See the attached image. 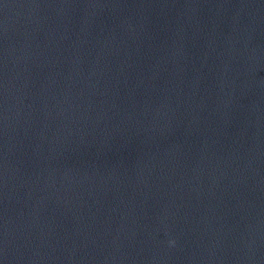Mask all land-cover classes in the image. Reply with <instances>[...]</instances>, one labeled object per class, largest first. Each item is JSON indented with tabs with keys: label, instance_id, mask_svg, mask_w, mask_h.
<instances>
[{
	"label": "water",
	"instance_id": "obj_1",
	"mask_svg": "<svg viewBox=\"0 0 264 264\" xmlns=\"http://www.w3.org/2000/svg\"><path fill=\"white\" fill-rule=\"evenodd\" d=\"M0 264H264V0H0Z\"/></svg>",
	"mask_w": 264,
	"mask_h": 264
}]
</instances>
